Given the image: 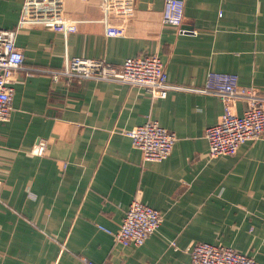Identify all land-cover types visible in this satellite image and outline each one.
Returning a JSON list of instances; mask_svg holds the SVG:
<instances>
[{
	"label": "crops",
	"instance_id": "crops-1",
	"mask_svg": "<svg viewBox=\"0 0 264 264\" xmlns=\"http://www.w3.org/2000/svg\"><path fill=\"white\" fill-rule=\"evenodd\" d=\"M164 1L137 0L122 36L101 25L67 38L41 25L18 31L25 67L11 117L0 120V264H190L198 241L264 264V135L235 154L208 156L206 129L225 108L204 91L213 69L239 76V112L243 95H264V0H184L187 32L161 24ZM23 2L0 0V30L17 25ZM156 53L177 85L167 97L111 80L28 74L73 56L123 63ZM148 119L177 135L159 161L144 160L125 133ZM42 138L48 151L38 156L31 150ZM139 194L165 216L142 245L126 246L101 226L118 230Z\"/></svg>",
	"mask_w": 264,
	"mask_h": 264
},
{
	"label": "built area",
	"instance_id": "built-area-1",
	"mask_svg": "<svg viewBox=\"0 0 264 264\" xmlns=\"http://www.w3.org/2000/svg\"><path fill=\"white\" fill-rule=\"evenodd\" d=\"M137 0H77L67 9V0H24L21 17L14 28L0 30V120L8 121L13 110L14 81L25 67L24 52L16 43L18 31L26 25H41L59 31L67 38L79 31L94 30L101 25L108 36H122L128 20L135 14ZM184 0H165L161 24L180 29L185 14ZM95 12V13H94ZM195 32V31H194ZM57 69L31 68L33 75L40 71L50 72L52 79H92L115 81L142 89L153 98L167 97L172 85L167 77L166 64L156 54L127 57L123 63H113L95 57L73 56ZM204 86L205 92L218 95L224 113L208 125L206 138L209 142L208 156L235 154L242 144L256 141L264 135V95L245 94L248 104L239 112L234 102L242 95L239 76L231 72L210 70ZM132 144L141 150L144 160L159 161L168 157L175 146L177 135L159 121L148 119L141 125L126 129ZM48 151V140L42 138L31 152L43 156ZM164 212L145 202L137 195L130 204L127 215L113 233L123 245L140 246L145 239L159 231ZM190 264H261L255 257L233 247L198 241L189 247ZM86 264H98L82 257Z\"/></svg>",
	"mask_w": 264,
	"mask_h": 264
},
{
	"label": "rangeland",
	"instance_id": "rangeland-1",
	"mask_svg": "<svg viewBox=\"0 0 264 264\" xmlns=\"http://www.w3.org/2000/svg\"><path fill=\"white\" fill-rule=\"evenodd\" d=\"M67 7H68V3H67ZM70 7V6H69Z\"/></svg>",
	"mask_w": 264,
	"mask_h": 264
}]
</instances>
